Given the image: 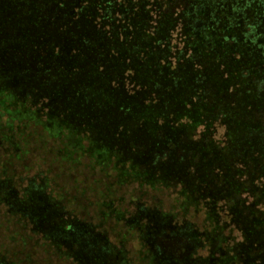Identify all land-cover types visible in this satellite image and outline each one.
Here are the masks:
<instances>
[{"label": "trees", "instance_id": "1", "mask_svg": "<svg viewBox=\"0 0 264 264\" xmlns=\"http://www.w3.org/2000/svg\"><path fill=\"white\" fill-rule=\"evenodd\" d=\"M5 2L0 0V66L7 69L0 82V264H244L245 255L249 264H264V78L247 66L258 60L264 71V0H59L64 28L81 21L90 31L68 55L55 45L59 62L34 46L35 63L28 66H20L19 57L9 62L5 43L20 41L17 54L28 49L30 39L42 34V20L24 14L3 25ZM146 32L153 43L128 52L145 69L163 63L222 84L194 95L203 99L194 115H172L166 137L160 131L152 143L144 133L124 146L126 119L115 125L85 120L64 94L69 80H80L88 88L76 93L83 90L80 104L86 107L91 87L85 76L92 75L116 92L113 98L148 88L132 67L119 71L108 68L106 58L93 65L89 59L117 34L130 45ZM119 51L112 47V55ZM29 75L39 85L23 84ZM172 83L160 84L167 93ZM30 87L52 106L34 103ZM17 88L22 95H15ZM130 107L125 109L133 115ZM243 124L251 128L247 135ZM163 152L166 162L184 164L186 173L171 174L169 163L157 169Z\"/></svg>", "mask_w": 264, "mask_h": 264}, {"label": "rangeland", "instance_id": "2", "mask_svg": "<svg viewBox=\"0 0 264 264\" xmlns=\"http://www.w3.org/2000/svg\"><path fill=\"white\" fill-rule=\"evenodd\" d=\"M58 1L59 0H20V3L17 5L7 0V2L4 3L7 6H4L3 8V14H2L3 17L1 19L3 25L6 22L11 23L17 20L18 18L23 17L24 14L26 15V17H31V19L38 18L42 20V22L39 21L41 25L40 32H42V34L39 36H34L32 39H30L31 45L26 46L28 49L19 50L17 54L16 50L17 47L21 44L20 41L16 40L13 42L12 40L10 41L9 44L5 43L8 46V48L4 51V53L5 55H7V59L9 60V62H12L14 59L19 57L18 63L20 66L32 65L33 63H35V59H36L35 56H37V53L34 51V46L36 45L39 46V52L41 53L49 52L51 55L55 56L57 62H59L60 60L59 57L57 56L60 53V51L57 50V48H55V45H58L59 49L61 48L60 50H62V53L64 55H68V51L70 47L75 43L80 42V40L85 37L84 35L85 31H90L89 26L81 21L68 22L66 28H64L65 24L62 21H59L61 17L57 19V14L63 11L62 7L58 4ZM140 22L142 26L144 25L143 26L144 29H146L145 26L146 21L142 19L140 20ZM34 26H35L34 32L36 33L37 26L35 24ZM160 33L162 38L164 39V37H166L165 26H162ZM49 36H51V39ZM146 41H152L153 43L152 36L147 32L143 35L140 34V36H137L135 39V43H131L130 45L123 42L120 38V35L117 34L113 38V40H111V42L109 41V44L107 46H102L97 48V51L99 52L100 55L95 57L89 55V59L92 60V65L94 64V60H96V58L99 57L101 61H103L104 63L106 62L105 58L109 61L107 67L109 66L108 68L110 69L114 68L115 70L124 71L128 67H132L136 71V77L138 79H141L142 82H146V84L149 85V87L145 88L144 85L141 89L133 93L131 96H126L118 92L117 93L118 96L115 95L113 98V93L116 92L112 91L108 86H106L107 83L105 81H101L95 78V75L85 76L86 80L90 83V87H91V92H87L86 90V93L90 96L91 101L90 103L87 104L86 107H84L80 104V102H83L82 96H86V95L83 93V90H81L79 92V95H77L76 88L81 87L82 89L87 86L84 87V84L80 83L81 82L80 80L75 82L73 79H71L70 81L67 78V80H69L67 86L69 89L64 95L67 96L69 100H71L72 102L71 108L75 109L76 110L75 112L85 117V120L87 119L88 121H90L101 118V119H105L110 124L115 125L117 122H120L121 119L122 120L126 119L124 126L126 130V133L124 134L125 137L123 135L122 136L123 138L120 142L121 145L124 146L135 145L138 139L143 137L142 134L144 133L148 141H151L153 139L155 140L156 138L158 139L157 136L160 131H162L161 135L166 137V134L168 133L166 130V126L170 124L169 122L171 121L172 115L174 116L175 115L185 116L187 114L194 115L198 105L200 106V104L203 103L202 98L199 101L194 95H197V93L215 92V90L219 88L218 86L222 84L221 81H217V80L214 81L211 78H208L205 81H201V75L195 70L189 71L188 68L173 69L171 66L163 63L161 67L151 68V69L148 67L147 69H145L140 62V58L138 56L128 57L129 55L128 52L131 50H139L138 48L141 42L142 44L143 43L145 44ZM3 43L4 41H1L0 45H2ZM114 45H116V47L120 50L117 55L116 54L112 55V47ZM88 51L89 50L85 52L86 56L88 55ZM81 57L82 56L79 55V58ZM51 58H52L51 62H54V58L53 57ZM72 59H77V57L73 56ZM3 60H4L3 57H1L0 64L1 62H3ZM129 61L130 63H128ZM75 62L76 61L74 60L73 64H75ZM247 66L252 71L256 70L254 71L253 75L255 76L259 75L262 78H264V71L261 72V68L258 60L250 61L247 64ZM88 67H90L91 69L90 63ZM4 68H6V66L5 67L0 66V82L2 83L5 81L4 71L7 70ZM167 79L173 80L172 87L174 88L172 90H168V92L166 93V87H163L160 83L162 82L166 83ZM252 82L254 81L250 80L248 84L253 86ZM23 84H26L28 86H36L39 85V80L29 75L24 79ZM24 87L25 85L20 86V88H24ZM29 89L33 90L38 98L37 100L35 96L33 97L31 95L32 97L30 99H32L34 103L39 104L40 107L42 104L45 103L52 106L51 104L52 101L48 97L44 98V95L39 93V89L33 87H30ZM1 91L3 90H0V92ZM22 92H23L22 89L17 88L15 95H22L21 94ZM187 95L189 96L191 95L190 98H186L185 96ZM183 97H185V99ZM149 98H154L156 101H153L151 103L143 102L144 100ZM182 99H184L183 104L181 103ZM36 100L39 101V103ZM61 101L63 100H58L57 102L62 104ZM166 103L169 106L166 110H164L162 104L164 105ZM26 104L29 105L27 102ZM128 105L131 106L130 111L133 112V115L125 109V107ZM243 106L244 104H241L240 109H242ZM41 112L39 116H41ZM29 114L33 116V112H30ZM220 115L221 113L219 112L217 113L216 116H213L214 122ZM234 116L235 115H233L232 111L229 110L228 119L230 120V122L232 121V118H234ZM141 117L146 118L143 127H139V124L138 126L136 125L137 119ZM106 121H99L100 122L99 124L101 126L106 127L108 125ZM194 123L195 122L184 125L183 126L184 130H188V131L192 130L194 128ZM242 130L243 132L246 133L245 135H247L251 131V128L245 125L242 128ZM151 142L153 143V141ZM109 145L106 146V149L109 148ZM151 146L152 145H148L147 148ZM177 153L179 152H176L174 154L175 161H178L176 159ZM105 154L106 152H104V155ZM108 156L109 155L107 153L106 157ZM159 156H160L159 157L160 163L157 165V169L159 168L163 171L166 164L169 163V160L166 162L165 152L161 153ZM185 167L186 166L184 164L176 165L175 163H169L167 169L171 174L178 176L186 173ZM164 176L165 178L163 180H166V172L164 173ZM154 213L157 214L158 212H154ZM117 214L118 215H116L115 217L119 218L120 212H118ZM165 215H168L165 216L166 218L172 216L167 213ZM155 220H157V217L155 218ZM129 228L132 231L135 230L133 225L132 226L129 225ZM179 237L180 236H177L176 239H178ZM245 257L246 260L241 258L244 264H249L250 262H253L252 260L248 261L246 255Z\"/></svg>", "mask_w": 264, "mask_h": 264}]
</instances>
